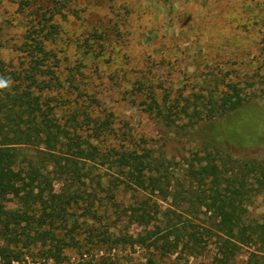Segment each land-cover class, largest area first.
Here are the masks:
<instances>
[{
    "label": "trees",
    "instance_id": "1",
    "mask_svg": "<svg viewBox=\"0 0 264 264\" xmlns=\"http://www.w3.org/2000/svg\"><path fill=\"white\" fill-rule=\"evenodd\" d=\"M34 1L18 3L31 16L17 47L23 53L19 63L2 58L0 40V75L11 79L0 90L1 263L23 264L36 255L58 262L66 248L78 246L84 254L100 243L139 245L163 257L193 256L206 235L216 237L223 264L244 244H260L264 251V224L246 219L253 197L264 194V159L235 157L209 143L212 149L195 153L177 174L164 151L143 137L124 133L121 145H112L113 122L106 115L93 117L88 130L62 123L53 96L60 65L52 44L60 33L56 16L64 13L46 6L35 10ZM243 82L227 81L218 93L215 84L209 95L181 92L182 103L153 94L140 104L168 125L187 119L185 125L193 126L264 95V81ZM94 111L92 106L83 113ZM81 114L74 112L73 121ZM201 214L208 216V226L194 223ZM125 223L126 232H115ZM133 224L147 228L130 233ZM148 263L160 264L153 257Z\"/></svg>",
    "mask_w": 264,
    "mask_h": 264
},
{
    "label": "rangeland",
    "instance_id": "2",
    "mask_svg": "<svg viewBox=\"0 0 264 264\" xmlns=\"http://www.w3.org/2000/svg\"><path fill=\"white\" fill-rule=\"evenodd\" d=\"M19 1L0 0L2 58L14 63L21 61L23 53L17 47L31 20L18 10ZM45 6L64 13L56 16L60 33L52 44L60 65L53 96L62 123L88 130L93 117L106 115L113 122L112 145H121L124 133L143 137L164 151L177 174L195 153L212 149L209 143L235 157L264 159V95L193 126L185 125L187 119L168 125L140 104L151 101L153 94L171 101L178 97L182 103L181 92L209 95L215 84L216 93L222 92L230 80L245 81L244 86L264 81V0H36L33 9ZM92 106V116L83 113ZM76 111L82 114L73 121ZM192 219L209 225L207 215ZM246 219L264 224V194L253 197ZM126 227L125 223L113 231L120 234ZM146 228L133 224L129 231L137 234ZM80 238L84 244L85 234ZM204 238L193 256L163 257L139 245L113 248L100 243L84 254L78 246L66 248L58 262L36 255L23 264H149V257L160 264H223L216 237ZM259 247L240 246L228 264H264Z\"/></svg>",
    "mask_w": 264,
    "mask_h": 264
},
{
    "label": "clouds",
    "instance_id": "3",
    "mask_svg": "<svg viewBox=\"0 0 264 264\" xmlns=\"http://www.w3.org/2000/svg\"><path fill=\"white\" fill-rule=\"evenodd\" d=\"M11 85V79L0 75V90L7 89Z\"/></svg>",
    "mask_w": 264,
    "mask_h": 264
}]
</instances>
